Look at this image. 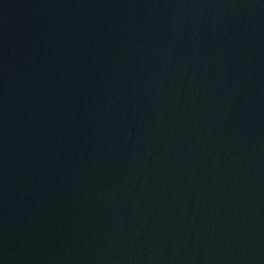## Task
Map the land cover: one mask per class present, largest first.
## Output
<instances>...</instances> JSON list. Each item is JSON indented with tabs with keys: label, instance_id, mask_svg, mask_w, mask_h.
I'll use <instances>...</instances> for the list:
<instances>
[{
	"label": "water",
	"instance_id": "obj_1",
	"mask_svg": "<svg viewBox=\"0 0 264 264\" xmlns=\"http://www.w3.org/2000/svg\"><path fill=\"white\" fill-rule=\"evenodd\" d=\"M0 264H264V0H0Z\"/></svg>",
	"mask_w": 264,
	"mask_h": 264
}]
</instances>
